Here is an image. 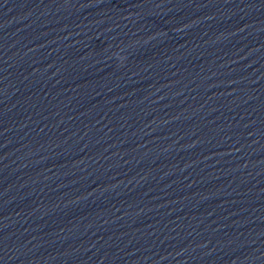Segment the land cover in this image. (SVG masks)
Listing matches in <instances>:
<instances>
[{"label":"water","instance_id":"1","mask_svg":"<svg viewBox=\"0 0 264 264\" xmlns=\"http://www.w3.org/2000/svg\"><path fill=\"white\" fill-rule=\"evenodd\" d=\"M0 264H264V0H0Z\"/></svg>","mask_w":264,"mask_h":264}]
</instances>
